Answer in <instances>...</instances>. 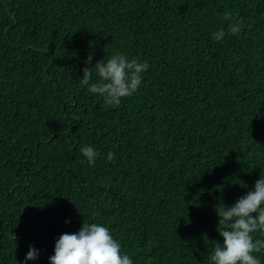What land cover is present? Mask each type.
<instances>
[{"label":"trees","instance_id":"1","mask_svg":"<svg viewBox=\"0 0 264 264\" xmlns=\"http://www.w3.org/2000/svg\"><path fill=\"white\" fill-rule=\"evenodd\" d=\"M117 53L149 67L109 106L80 80ZM261 173L264 0H0V264H49L83 222L133 264H212L216 206Z\"/></svg>","mask_w":264,"mask_h":264},{"label":"clouds","instance_id":"2","mask_svg":"<svg viewBox=\"0 0 264 264\" xmlns=\"http://www.w3.org/2000/svg\"><path fill=\"white\" fill-rule=\"evenodd\" d=\"M229 16L227 14L225 19ZM241 30L239 22L229 24L227 32L221 29L213 33V39L220 42L226 35H239ZM92 60L93 55L90 53L86 64H91ZM148 67L146 61L141 63L117 53L106 62L102 59L94 67L83 68L80 83L89 86L91 93L102 96L106 105L118 106L123 98L132 96L138 90L143 79L142 73ZM93 70L100 78L96 83H90ZM80 151L87 163L94 166L99 152L92 146H85ZM114 158L115 153L109 152L108 161ZM215 211L218 217L217 230L223 243L215 241L210 257L212 264H261L254 253L264 250V239H254L253 234H264V174L261 173L253 188L233 205L227 206L222 202ZM38 257V250L30 246L24 264ZM49 264H133V261L128 255H122L121 245L113 238L108 227L83 222L78 233L60 236L55 243L54 255L49 257Z\"/></svg>","mask_w":264,"mask_h":264}]
</instances>
